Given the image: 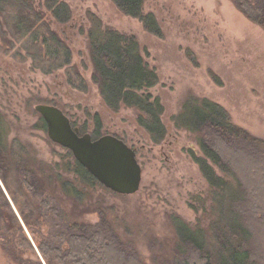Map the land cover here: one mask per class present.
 <instances>
[{
  "label": "rangeland",
  "instance_id": "1",
  "mask_svg": "<svg viewBox=\"0 0 264 264\" xmlns=\"http://www.w3.org/2000/svg\"><path fill=\"white\" fill-rule=\"evenodd\" d=\"M66 1L74 20L62 29L85 86L67 84L64 70L44 71L24 40L8 33L12 46L0 35V111L9 147L30 166L7 174L10 189L0 176V264H47L38 253L37 240L58 244L103 219L141 264H168L177 241L175 217L205 229L214 219L211 187L192 157V152L202 155L200 134L177 127L174 117L189 95L206 97L224 106L234 124L264 139V29L235 0L146 1L144 12L154 13L161 37L111 0ZM89 11L105 27L136 36L157 71L160 82L150 92L165 108L167 136L162 143H154L140 126L138 110L123 107L114 112L93 83L88 40L80 29L89 27ZM39 104L62 109L81 134L90 133L94 139L114 135L131 146L142 167L139 191L123 195L82 183L72 151L51 140L43 126ZM85 123L87 131L80 129ZM59 175L75 180L77 192L66 194ZM251 225L256 230L253 248L264 264V227ZM25 235L32 246L24 241Z\"/></svg>",
  "mask_w": 264,
  "mask_h": 264
},
{
  "label": "trees",
  "instance_id": "2",
  "mask_svg": "<svg viewBox=\"0 0 264 264\" xmlns=\"http://www.w3.org/2000/svg\"><path fill=\"white\" fill-rule=\"evenodd\" d=\"M111 1L122 13L140 19L150 33L163 35L154 13L144 12L148 0ZM235 1L252 22L264 29V0ZM87 17L89 27L85 31L82 25L80 29L88 40L92 81L105 104L114 112L123 107L138 110L140 126L154 143H162L167 136L162 118L165 108L160 98L150 92L160 77L146 60L138 39L105 27L92 11ZM73 20L72 6L66 0H0V35L4 42L13 46L8 33L14 40H24L26 48L33 51L37 66L51 73L64 70L67 84L81 88L85 80L78 64L73 63L72 47L62 29ZM213 77L219 81L214 73ZM49 103L58 106L55 101ZM94 118L100 122L99 115ZM174 120L177 127L200 134L202 155L192 152V157L211 187L214 219L205 229L175 217L177 241L168 264H262L253 248L256 230L251 224L264 227V139L234 124L221 104L193 94L186 98ZM41 121L47 127L43 118ZM88 128L85 123L80 129ZM25 162L15 157L9 147L0 111V176L8 189L7 174L26 169ZM73 165L82 183L102 185L78 161ZM59 179L66 194L77 192L75 180L62 176ZM27 183L33 186L29 180ZM104 220L90 230L66 236V249L64 240L58 244L37 240L39 253L47 264H141L136 254L115 238ZM24 241L32 246L26 235Z\"/></svg>",
  "mask_w": 264,
  "mask_h": 264
},
{
  "label": "water",
  "instance_id": "3",
  "mask_svg": "<svg viewBox=\"0 0 264 264\" xmlns=\"http://www.w3.org/2000/svg\"><path fill=\"white\" fill-rule=\"evenodd\" d=\"M36 110L43 117L51 140L71 150L76 160L103 186L123 195L139 191L142 167L136 151L124 140L114 135L94 139L90 133L81 134L57 106L39 104Z\"/></svg>",
  "mask_w": 264,
  "mask_h": 264
},
{
  "label": "flooded vegetation",
  "instance_id": "4",
  "mask_svg": "<svg viewBox=\"0 0 264 264\" xmlns=\"http://www.w3.org/2000/svg\"><path fill=\"white\" fill-rule=\"evenodd\" d=\"M3 184V183H2Z\"/></svg>",
  "mask_w": 264,
  "mask_h": 264
}]
</instances>
